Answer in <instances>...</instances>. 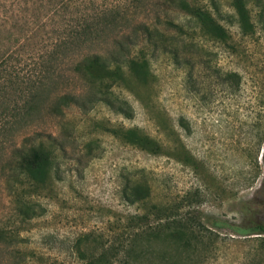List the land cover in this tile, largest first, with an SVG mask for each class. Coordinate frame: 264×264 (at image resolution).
Instances as JSON below:
<instances>
[{
	"label": "rangeland",
	"instance_id": "374dc122",
	"mask_svg": "<svg viewBox=\"0 0 264 264\" xmlns=\"http://www.w3.org/2000/svg\"><path fill=\"white\" fill-rule=\"evenodd\" d=\"M128 2L0 0V144L36 126L53 130L46 114L25 122L66 85L80 90L68 59ZM153 4L143 0L130 8L87 51L104 52L113 36L153 19ZM229 20L224 25L234 49L203 38L178 42L186 61L175 64L167 54L141 48L145 69L111 87L113 96L127 101L129 115L102 102L65 110L59 178L40 199L44 214L28 225L24 264H79L74 241L83 233L92 235L95 247L109 244L132 223L129 217L145 211L124 200L122 189L133 179L149 186L151 203L177 202L186 193L198 202L176 211H188L218 235L198 264H264V244L238 231L250 216L264 221L261 173L253 167L255 140L264 134V125L255 124L260 107L254 95L264 84V32L242 36ZM136 53L130 46L129 56ZM216 67L240 72L241 85L224 87ZM188 73L193 82H186ZM127 128L140 129L160 148L152 153L129 143Z\"/></svg>",
	"mask_w": 264,
	"mask_h": 264
},
{
	"label": "trees",
	"instance_id": "16d2710c",
	"mask_svg": "<svg viewBox=\"0 0 264 264\" xmlns=\"http://www.w3.org/2000/svg\"><path fill=\"white\" fill-rule=\"evenodd\" d=\"M142 1L129 0L68 59L73 77L81 80L80 90L74 93L66 85L25 122L31 125L46 114L53 120V130L36 126L19 140L9 139L0 144V264H24L28 225L44 214L45 207L40 199L48 197L54 180L59 178L58 151H65L63 117L66 109L85 110L102 102L115 112L129 115L127 101L113 96L111 87L117 80L130 81L140 67L145 69V54L141 48L149 49L150 55L167 54L179 64L186 58L180 55L178 42L203 38L234 49L231 34L224 25L229 19H233L242 36L264 32L261 0H154L153 19L137 20L127 32L113 36L104 52L87 51L89 46L105 38L115 24L124 20L130 8ZM158 9L165 14L164 20L160 19ZM130 46L137 47V53L132 56H129ZM215 74L224 87L241 85L242 76L236 70L216 67ZM186 79V82L194 81L191 73ZM125 88L132 91L129 86ZM254 95L256 107H260L255 113L258 128L264 125V84ZM123 133L129 143L143 151L154 153L161 146L138 128L123 129ZM255 145L253 167L257 175L261 173L264 190V134L257 137ZM122 193L128 204L140 205L145 211H137L129 217L132 223L106 246L95 247L89 233L78 235L73 251L79 264H198L209 242L214 240L211 237L218 238L188 211L181 215L176 212L183 206L188 208L198 203L191 202L188 193L180 196L177 202L151 203L149 186L137 179L130 180ZM262 202L264 205V191ZM240 227L241 234L264 244V221L257 216L244 219Z\"/></svg>",
	"mask_w": 264,
	"mask_h": 264
},
{
	"label": "water",
	"instance_id": "95a60500",
	"mask_svg": "<svg viewBox=\"0 0 264 264\" xmlns=\"http://www.w3.org/2000/svg\"><path fill=\"white\" fill-rule=\"evenodd\" d=\"M259 159H260V154H259Z\"/></svg>",
	"mask_w": 264,
	"mask_h": 264
}]
</instances>
